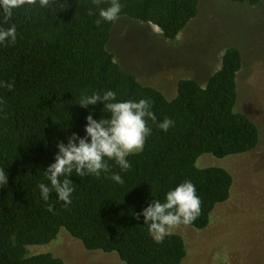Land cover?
Segmentation results:
<instances>
[{
  "label": "trees",
  "instance_id": "1",
  "mask_svg": "<svg viewBox=\"0 0 264 264\" xmlns=\"http://www.w3.org/2000/svg\"><path fill=\"white\" fill-rule=\"evenodd\" d=\"M230 1L250 6L262 2ZM109 3L49 0L45 8L37 3L17 9L9 20L0 15V27L15 24L17 29L14 44L0 45V82L13 84L10 90L0 86V170L7 175L0 184V264H66L50 251L31 252L36 245L54 241L62 229L86 249L115 252L126 264H182L187 255L184 237L171 231L155 243L137 214L189 180L196 187L201 211L187 225L206 228L216 206L229 200L234 177L224 167H198V158L247 153L260 142L256 122L237 110L244 62L239 47L224 50L220 67L205 84L181 78L175 96L168 98L124 69L107 48L117 19L99 26L96 20L99 7ZM120 3V16L155 25L167 40H176L198 17L201 6V0ZM109 89L118 100L148 99L157 122L170 118L174 126L164 132L149 120L152 133L144 150L128 157L131 167L126 172L109 161L122 184L105 174L73 173L70 205L54 192L43 201L38 184L47 183L43 171L53 162L57 144L67 143L72 132L84 136L91 110L95 119L102 114L103 102L87 107L78 102Z\"/></svg>",
  "mask_w": 264,
  "mask_h": 264
},
{
  "label": "rangeland",
  "instance_id": "2",
  "mask_svg": "<svg viewBox=\"0 0 264 264\" xmlns=\"http://www.w3.org/2000/svg\"><path fill=\"white\" fill-rule=\"evenodd\" d=\"M229 46L239 47L244 58L237 110L256 122L260 142L247 153L198 158V167L229 170L234 184L229 200L216 206L206 228L177 225L171 229L186 242L182 264H264V0L258 6L201 0L198 17L176 40L165 39L151 23L120 16L107 45L124 69L168 98L175 96L181 78L205 84ZM49 251L66 264H126L115 252L86 249L65 229L51 243L31 248L32 253Z\"/></svg>",
  "mask_w": 264,
  "mask_h": 264
},
{
  "label": "clouds",
  "instance_id": "3",
  "mask_svg": "<svg viewBox=\"0 0 264 264\" xmlns=\"http://www.w3.org/2000/svg\"><path fill=\"white\" fill-rule=\"evenodd\" d=\"M39 3L47 7L49 0H0V15L5 20L12 18L15 10ZM99 3V0H97ZM122 5L120 0H110L105 7H99V26L102 22H114L120 16ZM92 13L90 12V15ZM17 40L15 24L7 28L0 27V45L14 44ZM0 86L11 89L12 83L0 82ZM103 102L102 114L98 119L93 117L91 110L85 117L84 136L72 132L67 143L59 142L53 162L43 171L47 183L38 184L43 201L47 202L51 193H55L64 205L72 203L75 191L74 182L69 177L74 173L78 177L108 175L116 184H122L119 173L111 171L109 161H114L121 172H126L131 163L129 156L144 150L146 139L151 135L149 120L161 131L167 132L174 126V121L164 118L157 122L148 99L118 100L113 90H104L103 94L93 92L78 102L82 107ZM107 114V115H105ZM7 181V175L0 170V184ZM201 200L196 193L195 185L185 180L165 193L163 201L154 199L137 219L143 217V225L147 226L149 235L155 243H161L171 235V229L180 224H190L196 220L201 211ZM49 207V211H51Z\"/></svg>",
  "mask_w": 264,
  "mask_h": 264
}]
</instances>
